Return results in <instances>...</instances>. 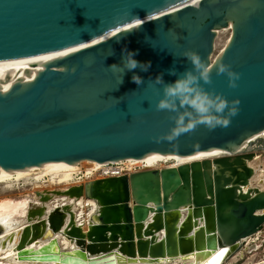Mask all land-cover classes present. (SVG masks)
I'll use <instances>...</instances> for the list:
<instances>
[{"label": "water", "instance_id": "1", "mask_svg": "<svg viewBox=\"0 0 264 264\" xmlns=\"http://www.w3.org/2000/svg\"><path fill=\"white\" fill-rule=\"evenodd\" d=\"M176 0H0V58L65 46L104 33L117 24ZM233 24L219 56L239 73L236 87L212 71L205 85L227 99L239 98L238 113L227 127L203 125L177 140H157L172 121L155 108L161 74L165 82L190 62L186 49L209 63L214 29ZM140 64L125 69V51ZM26 86L0 92V165L16 167L51 159L98 161L139 157L148 151L188 154L224 149L227 153L176 166L142 168L129 174L93 178L81 184L35 194L89 198L96 207L86 227L66 216V206L35 217L15 244L18 260L62 264H150L159 257L193 252L200 264H218L240 249L244 237L264 229V189L249 186L253 148L242 142L264 128V0H191L175 10L142 18L135 28L116 30L105 39L60 56ZM119 67H111V65ZM135 72L143 83L132 81ZM185 209L183 217L179 209ZM67 217V220H65ZM52 232L76 247L61 249ZM161 233L159 238L157 234ZM48 240L30 245L39 237ZM191 237V239H190ZM55 248L53 249V246ZM135 259V260H134Z\"/></svg>", "mask_w": 264, "mask_h": 264}, {"label": "bare ground", "instance_id": "2", "mask_svg": "<svg viewBox=\"0 0 264 264\" xmlns=\"http://www.w3.org/2000/svg\"><path fill=\"white\" fill-rule=\"evenodd\" d=\"M188 0H176L171 3H167L163 6H160L156 9L144 12L140 15L127 19L119 24H117L112 29L96 35L92 38L82 40L79 42L71 43L65 46L50 48L46 50H41L37 52L21 54L16 56H8L0 58V92L6 93L16 84L20 82L22 86L29 84L37 74L46 68L47 64H52L53 67L61 69L62 66H55L53 60L69 54L81 47L93 44L99 40L105 39L116 30L122 28H135L137 24L142 20V18L160 15L163 12L173 11L175 8L184 4ZM233 24L231 21H228L227 26L223 27L222 30L228 29L229 35L227 39L219 48L216 56L209 60L211 64L214 60L218 59L221 55L222 50L228 44L231 34H232ZM220 29H214V33L219 32ZM214 47V43H213ZM264 136V128L258 130L254 134L250 135L248 140H251L252 143L256 142L258 138ZM243 148H253V156L248 164L253 168V174L248 181V185L251 186L252 179L255 178L258 172L261 170V165L256 163V160H260L259 151L264 145L262 144H251L247 143V140L242 142ZM207 153H215V155H202ZM227 153L224 149L213 148L210 150H197L188 154H177V153H161L157 151H148L139 157H127L123 158L130 161L131 163L137 164L140 169L142 168H158L162 166H176L181 163H187L192 160L216 156L219 154ZM191 157H196L195 159H190ZM116 160V159H112ZM109 160L98 161L93 158H74V159H51L41 161L34 164H26L16 167H4L0 165V185L3 188L10 187L15 185V188L20 186H30L33 191L39 193H46L48 191L54 190V187L57 185H70L76 182H82L80 180H73L76 172H82L83 182L84 180L90 177H96V170L104 166ZM48 176V179L45 177ZM76 179V178H75ZM88 181V180H87ZM47 182V183H46ZM81 184V183H80ZM264 184V178L257 177V185ZM264 189V187H258ZM37 206H43L46 212H49L52 208H63L66 206V216L68 217L69 213L72 212L74 220L77 224H80L82 227H86L85 220L90 216L91 212L96 207V202L93 199L89 198H70L68 196H58L56 194H51L49 200L40 201L39 196L35 193L23 197L17 201L5 200L0 203V264H62L60 262H55L54 260H18L16 257V247L15 244L18 240L19 233L24 225L29 224L34 218L27 217L26 213L29 209L35 208ZM183 209V208H182ZM185 212V209L183 210ZM184 214V213H183ZM67 217L65 220H67ZM183 217V216H182ZM260 231H256L252 235L246 236L242 239V244L240 249L233 253H226L218 264H226V259L228 257H233L234 254L241 256L243 251H253L256 249V245H248L249 239H257V234ZM161 233L157 234L159 238ZM53 237L57 239L59 247L61 249L74 248L76 245L68 237L61 235L60 232H52ZM191 239V237H190ZM48 240V236L39 237L34 240L30 245L31 247L39 246ZM55 245L53 246V249ZM216 247L210 249L202 257H194L193 252H188L186 254L175 255L171 257H159L156 259V262L150 264H200L204 259L209 257ZM245 249V250H244ZM135 260V259H134ZM126 263V260L119 258L115 264ZM139 264V263H137ZM247 264H264V257L258 260H254Z\"/></svg>", "mask_w": 264, "mask_h": 264}, {"label": "clouds", "instance_id": "3", "mask_svg": "<svg viewBox=\"0 0 264 264\" xmlns=\"http://www.w3.org/2000/svg\"><path fill=\"white\" fill-rule=\"evenodd\" d=\"M200 0H191L193 6H198ZM190 64L183 72L170 69L169 74L176 76L172 82H165L163 76L158 74L154 80H149L154 85H159L158 99L155 108L158 111H166L169 119L173 122L170 129L157 137L169 142L177 140L179 136L194 131L203 125L209 130L217 127H227L231 123V117L239 110V98L227 99L220 92L205 88L212 84V71L215 69L217 75H226L228 85L236 87L239 73L234 71L230 65L216 59L211 64L205 62L200 54L192 49H186L182 53ZM122 73L125 69L134 70L140 67L147 70L148 64H140L134 59V53L125 51L122 60ZM112 67H119L115 64ZM132 81L137 85L143 83L142 78L133 72Z\"/></svg>", "mask_w": 264, "mask_h": 264}, {"label": "rangeland", "instance_id": "4", "mask_svg": "<svg viewBox=\"0 0 264 264\" xmlns=\"http://www.w3.org/2000/svg\"><path fill=\"white\" fill-rule=\"evenodd\" d=\"M225 27V26H224ZM223 27H220V31L217 32L216 34L214 33V36L212 38V49L210 50V58L213 59L219 48L222 46V44L225 42L227 39V36L229 35V30L224 29L222 30ZM214 43V47H213ZM264 145V136L260 138L259 142L257 143ZM259 157L260 160H256V163H259L261 165V170L258 172L257 176L252 179L251 186L257 185V177L259 178H264V147H262L259 151ZM73 180H80L82 182H76L70 184V185H57L54 187V189H64L67 186L75 185V184H80L87 182V180H91L93 178H98L97 177H90L83 182V177H82V172H76L75 176L73 177ZM76 178V179H75ZM45 179H48V176L45 177ZM47 183V182H46ZM260 186L258 187H264V184H259ZM257 187V186H256ZM31 193H35V191L32 190V188L28 185H24L23 187L20 186L18 188H15V185H11L10 187L3 188L0 185V203L5 201V200H10V201H17L19 199H22L23 197H26L30 195ZM257 239H249L248 245L251 246L252 244H257L256 249L253 251H243L242 255H236L234 254L233 257H228L226 259V264H247L249 262H252L254 260H258L264 257V229L263 231L259 232L257 235ZM245 250V249H244ZM225 264V263H224Z\"/></svg>", "mask_w": 264, "mask_h": 264}, {"label": "built area", "instance_id": "5", "mask_svg": "<svg viewBox=\"0 0 264 264\" xmlns=\"http://www.w3.org/2000/svg\"><path fill=\"white\" fill-rule=\"evenodd\" d=\"M139 169L140 168L137 164L131 163L128 160L120 158L116 160H109L106 164H104V166L99 167L95 173H96V177L98 176V178H100V177L118 176L123 174L127 175ZM179 210H180V215L182 217L185 214V212L183 211L184 209H179ZM85 223H87V220H85ZM259 231L261 232L263 231V229H260ZM242 244H245V242H243Z\"/></svg>", "mask_w": 264, "mask_h": 264}, {"label": "snow or ice", "instance_id": "6", "mask_svg": "<svg viewBox=\"0 0 264 264\" xmlns=\"http://www.w3.org/2000/svg\"><path fill=\"white\" fill-rule=\"evenodd\" d=\"M202 155H215V153H207V154H202ZM196 157H191L190 159H195Z\"/></svg>", "mask_w": 264, "mask_h": 264}]
</instances>
